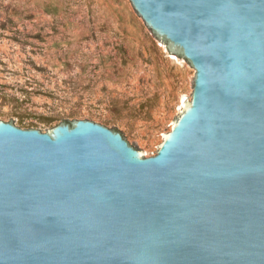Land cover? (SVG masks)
Instances as JSON below:
<instances>
[{
	"label": "water",
	"instance_id": "95a60500",
	"mask_svg": "<svg viewBox=\"0 0 264 264\" xmlns=\"http://www.w3.org/2000/svg\"><path fill=\"white\" fill-rule=\"evenodd\" d=\"M131 2L192 97L151 156L0 119V264H264V0Z\"/></svg>",
	"mask_w": 264,
	"mask_h": 264
},
{
	"label": "rangeland",
	"instance_id": "374dc122",
	"mask_svg": "<svg viewBox=\"0 0 264 264\" xmlns=\"http://www.w3.org/2000/svg\"><path fill=\"white\" fill-rule=\"evenodd\" d=\"M195 73L131 0H0V119L21 127L91 119L151 156Z\"/></svg>",
	"mask_w": 264,
	"mask_h": 264
}]
</instances>
